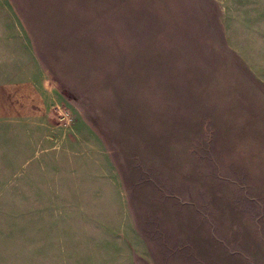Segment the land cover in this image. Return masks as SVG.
Returning a JSON list of instances; mask_svg holds the SVG:
<instances>
[{
    "label": "rangeland",
    "instance_id": "374dc122",
    "mask_svg": "<svg viewBox=\"0 0 264 264\" xmlns=\"http://www.w3.org/2000/svg\"><path fill=\"white\" fill-rule=\"evenodd\" d=\"M13 1L65 97V200L28 226L3 193L0 264H264V0Z\"/></svg>",
    "mask_w": 264,
    "mask_h": 264
},
{
    "label": "crops",
    "instance_id": "0c3cea01",
    "mask_svg": "<svg viewBox=\"0 0 264 264\" xmlns=\"http://www.w3.org/2000/svg\"><path fill=\"white\" fill-rule=\"evenodd\" d=\"M64 103V94L51 80L17 5L0 0V204L2 194L8 193L11 208L26 211L27 223L35 208L45 209L57 201L59 209L60 198L65 200V116L56 115H61ZM85 127L93 145L97 133ZM3 185L9 189L3 191ZM164 250L160 262L153 254L155 263L167 264L168 259L170 264H187L189 257L194 264H221V243L216 253L197 256Z\"/></svg>",
    "mask_w": 264,
    "mask_h": 264
},
{
    "label": "built area",
    "instance_id": "2783aa9c",
    "mask_svg": "<svg viewBox=\"0 0 264 264\" xmlns=\"http://www.w3.org/2000/svg\"><path fill=\"white\" fill-rule=\"evenodd\" d=\"M63 115H65V112L63 113Z\"/></svg>",
    "mask_w": 264,
    "mask_h": 264
}]
</instances>
